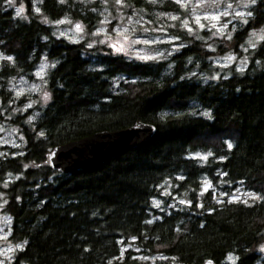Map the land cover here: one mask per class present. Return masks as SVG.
I'll return each mask as SVG.
<instances>
[{"label": "trees", "instance_id": "1", "mask_svg": "<svg viewBox=\"0 0 264 264\" xmlns=\"http://www.w3.org/2000/svg\"><path fill=\"white\" fill-rule=\"evenodd\" d=\"M21 1L17 15L0 0V125L17 128L23 142L1 148L0 157L8 240L22 245L10 264L264 263L257 251L264 243V39L242 69L214 63L240 54L264 28V0L250 5L251 15L215 52L174 27L182 47L147 62L57 37L41 19L67 18L91 33L101 21L98 0ZM122 7L150 21L182 13L175 0H122ZM43 58L52 64L50 98L27 108L30 99L15 97L10 82H34ZM137 122L155 127L151 139L97 168L63 174L42 165L56 147ZM204 181L212 188L202 192ZM239 187L260 200L218 202Z\"/></svg>", "mask_w": 264, "mask_h": 264}, {"label": "rangeland", "instance_id": "2", "mask_svg": "<svg viewBox=\"0 0 264 264\" xmlns=\"http://www.w3.org/2000/svg\"><path fill=\"white\" fill-rule=\"evenodd\" d=\"M98 1L101 21L91 33L87 32L83 25L67 18L53 23L45 18L41 19L53 27V32L57 37L66 38L73 43L85 41L91 47L103 46L112 53H120L130 59L144 62L164 60L182 47L183 42L176 38L174 29H171L174 27L186 29L191 36L200 38L208 44V48L215 52L216 45L227 41L237 24L246 20L252 4L250 0H175L182 8L180 15H159L157 19L150 21L136 10L128 13V10L122 7V0L119 3L117 0ZM9 4L15 12L21 7L24 9V3L21 0H11ZM77 25L81 26L80 30H77ZM262 37H264V28L253 31L241 46L240 54L229 53L215 57V65L223 67L233 65L238 69L244 68L247 64L248 50L256 47ZM51 66V62L43 58L34 73L36 78L34 82L26 78L10 82V88L15 97L26 96L30 99V102L26 104L27 108H34L37 105L42 107L49 101L50 94L45 76ZM36 114L37 111L34 109L29 121H32ZM6 146L21 148L23 142L17 128L2 124L0 125V157L4 155L1 148ZM206 156L196 154L194 157L204 160ZM4 185L2 187H5ZM168 186L169 184H165L162 189L164 193L168 192ZM201 186L202 192L212 188L207 181L202 182ZM216 198L219 199L218 202H223V198H226L228 201H240L249 205L260 200L259 195L248 192L243 187L232 191L231 194H221ZM5 202V195L0 193V264H10L15 252L21 249L17 247L18 244H13L8 240L10 220L3 214ZM170 202L171 206H174L178 201L177 198H173ZM154 203L158 207L161 206L160 201H154ZM262 249H264V243L257 249L264 258ZM258 264L264 263L259 262Z\"/></svg>", "mask_w": 264, "mask_h": 264}, {"label": "water", "instance_id": "3", "mask_svg": "<svg viewBox=\"0 0 264 264\" xmlns=\"http://www.w3.org/2000/svg\"><path fill=\"white\" fill-rule=\"evenodd\" d=\"M155 132L154 126L142 122L121 130L97 132L54 148L47 154L42 165L63 174L94 169L127 149L145 144Z\"/></svg>", "mask_w": 264, "mask_h": 264}, {"label": "snow or ice", "instance_id": "4", "mask_svg": "<svg viewBox=\"0 0 264 264\" xmlns=\"http://www.w3.org/2000/svg\"><path fill=\"white\" fill-rule=\"evenodd\" d=\"M9 2H11V0H9ZM61 2H63V0H61ZM117 2L119 3L120 0H117ZM250 2H251L252 4H255V3H256V0H250ZM23 11H24V9H23L22 7L19 8V9H17V15H20ZM37 11H39V9H37ZM248 15H251V13H248ZM173 19H175V17H173ZM61 22H62V21H61ZM76 27H77V30H80V28H81L80 25H77ZM262 39H264V37H262ZM118 50H119V49H118ZM9 59H11V58L9 57ZM229 59H232V58L229 57ZM229 147H231V144H229ZM17 247H22V246H21V245H18ZM262 250H264V249H262ZM208 264H212V262L209 261Z\"/></svg>", "mask_w": 264, "mask_h": 264}]
</instances>
